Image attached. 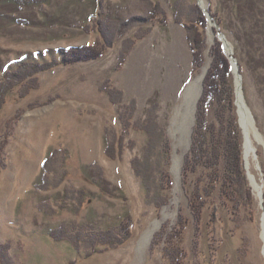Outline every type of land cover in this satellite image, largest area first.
I'll list each match as a JSON object with an SVG mask.
<instances>
[{
    "label": "rangeland",
    "instance_id": "rangeland-1",
    "mask_svg": "<svg viewBox=\"0 0 264 264\" xmlns=\"http://www.w3.org/2000/svg\"><path fill=\"white\" fill-rule=\"evenodd\" d=\"M199 1L0 0V80L26 56L64 60L60 48L104 49L35 73L0 108V264H264V144L252 137L245 158L258 183L250 180L253 221L225 198L222 181L201 196L198 218L192 196L205 173L183 172L220 40L215 23L241 62L240 98L264 138V0ZM197 6L214 21L198 67L185 26ZM216 111L209 108V120L219 126ZM122 223L131 231L123 243H94Z\"/></svg>",
    "mask_w": 264,
    "mask_h": 264
},
{
    "label": "trees",
    "instance_id": "trees-1",
    "mask_svg": "<svg viewBox=\"0 0 264 264\" xmlns=\"http://www.w3.org/2000/svg\"><path fill=\"white\" fill-rule=\"evenodd\" d=\"M48 2L49 0H29V2ZM198 16L191 22L185 23L187 27V38L192 50L193 60L196 67L200 66L204 61L203 50L206 41V30L208 26V17L203 14V10L197 6ZM140 18H132L131 22ZM131 22H127L128 26ZM213 51L214 59L209 72L204 81V91L200 98L197 110V123L194 131L192 147L187 156L184 175L195 173L202 170L206 180L205 184L201 183L195 188L193 203L194 208L200 211L198 218L202 216L201 208L206 203L201 196H211L217 189V184L221 182L222 191L225 198L233 202L236 209L244 207L247 216L250 220H254L256 214V199L254 191L250 184V179L247 174L246 160L244 157V134L239 125L238 114L236 113L235 104V86L232 72L231 61L224 52L222 42L217 41ZM104 53L103 45H85L79 47L60 48V56L64 60L47 59L43 56L33 58L26 56L19 62L16 61L15 66H11L4 74L6 78L0 80L5 88L0 90V108L7 102L11 91L25 79L33 77L35 73L51 69L62 63H75L82 60H89L99 57ZM240 62V61H239ZM241 63V62H240ZM239 63V64H240ZM17 65V66H16ZM241 65V64H240ZM241 68V66H240ZM217 106V114L219 118V126L212 124L209 120V108ZM229 112V114H228ZM151 132V131H150ZM225 162L224 171L221 170L220 164ZM137 174L145 181L148 179L141 172L140 168H135ZM193 208V209H194ZM130 224L122 223L120 226L109 227L103 229L96 234L94 243L115 246L123 243L131 231ZM124 228V229H123ZM123 229V230H122ZM185 229V226L180 225L175 231L176 235L180 236ZM79 230V229H78ZM122 230V231H121ZM52 234L64 235V232H59L58 229H53ZM95 232V231H94ZM94 232L91 234H94ZM125 232V233H124ZM75 233V230L72 232ZM59 238L61 237L58 236ZM94 237V236H93ZM74 245L80 248L83 242L78 241L75 237L72 238ZM94 244V245H95ZM93 247V252H96V247ZM2 247V246H1ZM0 247V249H1ZM90 252L88 255L92 254Z\"/></svg>",
    "mask_w": 264,
    "mask_h": 264
},
{
    "label": "water",
    "instance_id": "water-1",
    "mask_svg": "<svg viewBox=\"0 0 264 264\" xmlns=\"http://www.w3.org/2000/svg\"><path fill=\"white\" fill-rule=\"evenodd\" d=\"M202 0H200L199 2L202 4V2H201ZM202 7L204 8V9H206L205 8V6H203L202 5ZM210 12L208 11L206 14H207V17H208V19L210 20V21H212V16L209 14ZM212 23V22H211ZM215 27H216V30L218 31V35H219V39L223 42V47H224V52H226V55L229 57V59H230V61H231V65H232V68H233V70H234V72H235V77H236V80H237V99L235 100L236 101V104L238 105V112L237 113H239V116H240V126H242L243 124H242V119H241V113H240V103H239V96H240V92H242V74H241V72H240V66H239V64H238V60H237V58L233 55V52L231 51V52H228L229 50L227 49V47H226V40H225V38H227L226 37V35L221 31V28L219 27L220 25L218 24V23H215ZM239 81V82H238ZM242 96H243V94H242ZM245 100V98H244V96H243V102H244V104L246 105L247 103H246V101H244ZM248 105V104H247ZM246 107H248V111H249V113H250V115H251V117H252V119H254V117H253V114H252V112H251V110H250V107L249 106H246ZM242 128H243V131H244V139H245V141H244V147H245V149H246V140H247V138H246V132H245V128H244V126H242ZM255 147H253V149H254ZM244 149V150H245ZM252 149V150H253ZM245 158H246V150H245ZM247 167H248V165H247ZM252 173L249 171V178H250V180H251V184L253 185L252 187H254L255 185L253 184V182H252V177H253V175H251ZM262 187V186H261ZM255 189H256V187H254ZM258 190V189H257ZM258 194H259V199H261V202H262V206H263V208H264V204H263V188H261V191H258ZM263 220H264V215H263ZM263 239H264V236H263Z\"/></svg>",
    "mask_w": 264,
    "mask_h": 264
},
{
    "label": "bare ground",
    "instance_id": "bare-ground-1",
    "mask_svg": "<svg viewBox=\"0 0 264 264\" xmlns=\"http://www.w3.org/2000/svg\"><path fill=\"white\" fill-rule=\"evenodd\" d=\"M211 22L214 23V21H211ZM225 40H226V42H225L226 47L229 50L228 52L233 51L234 48H233L232 42H230L228 38H225ZM239 98H240V96H239ZM238 101L240 103V113H241V119H242V124H243L242 126H244V128H245L246 138H247L245 150H246V158H247V162H248L249 156H250L251 151H252L251 149L253 146L252 137H255L256 139H258V141H261L263 144H264V138L255 129L256 127L254 126L255 125L254 119H252V117L248 111V107H246L248 105L247 104L245 105L243 102V99L241 100V98ZM252 181H253V184L255 185V187H257L258 183L256 182L254 175L252 177ZM258 190L260 191V188H258ZM263 228H264V224H263ZM263 235H264V230H263Z\"/></svg>",
    "mask_w": 264,
    "mask_h": 264
}]
</instances>
